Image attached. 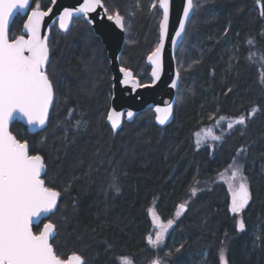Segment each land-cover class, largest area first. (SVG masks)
Here are the masks:
<instances>
[{
	"label": "trees",
	"instance_id": "trees-1",
	"mask_svg": "<svg viewBox=\"0 0 264 264\" xmlns=\"http://www.w3.org/2000/svg\"><path fill=\"white\" fill-rule=\"evenodd\" d=\"M101 1L108 15L118 13L123 21L120 65L140 83L149 82L145 58L158 43L157 0ZM50 2L31 5L45 10ZM254 2L193 0L175 54L173 118L163 126L147 107L113 131L106 122L111 73L100 38L81 15L66 32L54 23L45 67L54 92L47 123L30 133L13 121L9 130L27 141L29 154L42 156L45 185L60 194L57 207L33 230L54 225L51 244L61 259L76 253L85 264H119L123 255L133 264L158 257L161 264H220L221 248L227 264H264V0L261 11ZM24 19L13 17L10 39L21 34ZM250 38L256 52L250 53ZM241 115L246 123L228 130V121ZM209 128L222 139L207 137ZM241 151L250 199L238 218L230 211L229 190L212 178ZM151 207L161 220L173 218L159 248L147 241ZM240 220L244 230L237 228Z\"/></svg>",
	"mask_w": 264,
	"mask_h": 264
},
{
	"label": "snow or ice",
	"instance_id": "snow-or-ice-1",
	"mask_svg": "<svg viewBox=\"0 0 264 264\" xmlns=\"http://www.w3.org/2000/svg\"><path fill=\"white\" fill-rule=\"evenodd\" d=\"M55 2L56 0H53V3ZM99 3L100 0H85V3L77 9L64 8L59 16L60 28L67 29L74 11L86 14L94 10L93 5H99ZM27 4L28 0H0V264H85L80 255L73 254L64 260L56 254L50 243L55 231L52 223H45L39 234L33 233L31 228L33 222L38 221L44 214H50L57 207L60 194L53 188L46 187L45 181L41 179L44 171L42 157L39 154L29 155L27 141L21 143L8 130L9 122L17 114L26 120L28 126L45 125L49 106L54 99L53 87L44 68L49 58V49L46 39L42 40L39 33L40 19L47 13L36 9L28 16L24 25L27 39L24 35L17 36L11 41L8 38L9 18L13 10L18 7L25 8ZM193 6V0H186L183 18L172 38L173 44L183 32L185 20ZM159 7L163 10V19L160 21V44L148 57L153 63V77H158L160 71L159 57L167 32L169 0H159ZM261 15H264V12ZM109 19L113 17L110 16ZM114 19L117 24H121L122 18L118 13ZM251 43L250 40L249 44ZM25 52L28 55H25ZM121 71L131 75L125 69ZM124 82L127 83V81ZM172 86H176V81H173ZM171 110V104L164 108L157 107L155 109L157 121L164 124ZM256 110L253 108L247 113V117L250 118ZM132 115L133 113H128L129 117ZM108 119L115 130L120 123L119 119H114L111 112ZM223 120L225 117H220V121ZM217 123L219 124V121ZM245 123L246 117L241 115L237 119H230L227 129L231 130L234 126ZM205 132L212 140L222 139L221 136L214 135L211 128ZM196 136L197 146H199L202 142L201 133H197ZM229 167L233 169L232 180H239L238 187L232 193L230 211L240 213L249 203V188L246 178L240 174V166L229 165ZM113 179L116 178L113 177ZM112 187L119 191L115 183ZM196 192L197 189L193 187L192 195L195 196ZM185 207L186 202L178 205L177 217L181 215ZM149 213L154 227L159 230L156 231L155 239L149 235L147 241L150 245L157 246L163 241L173 220L165 224L153 210L150 209ZM237 228L245 229L242 220L237 222ZM219 259L220 264H227L223 249L220 251ZM121 262L132 264L127 257L121 258ZM153 264H159V262L153 261Z\"/></svg>",
	"mask_w": 264,
	"mask_h": 264
},
{
	"label": "water",
	"instance_id": "water-1",
	"mask_svg": "<svg viewBox=\"0 0 264 264\" xmlns=\"http://www.w3.org/2000/svg\"><path fill=\"white\" fill-rule=\"evenodd\" d=\"M185 2L186 0H169L167 32L164 37L163 48L161 49L160 57H159L160 71L158 77H153L152 75L153 63L148 59V57L156 50L157 46L160 44V21L163 19V10L159 7V0H157V8L161 11V18L158 25L159 39L156 47L145 58L146 64L150 67V71H149L150 81L146 83H140L138 78L133 74V71L131 69L125 68L121 66L119 63V57L121 54L122 45L124 43L125 31L123 27V21H121V24L116 23L114 19L116 14L108 15L101 0L99 5H93L94 10L89 11L86 14L76 11L73 12L72 18L81 15L87 22H89L90 27L93 30V33L100 38V41L106 51V56L109 62L110 73H111V82H112L109 107L106 114V122L112 130H113L112 122L108 119V115L110 112L113 114L114 119L118 118L120 121V123L118 124L115 130L120 128L124 119L126 121L132 120L137 113H139L140 111H142L147 107L152 108L154 113V121L156 124L163 126L168 124L172 120L173 109L177 94V87L179 83L175 54L179 44L183 40L185 29L193 9L190 11L188 18L185 20L184 30L181 33V35L176 38L175 44H173L172 38L175 36V33L179 28L181 18H183V9ZM84 3L85 0H56L55 3H53V0H51L48 8L43 10L40 8H33L31 5L32 0H28V4L25 8L18 7L13 10V13L9 18V25L16 14H20L24 16L25 19L22 23L21 34H19L18 36L24 35L25 39H27V34L24 29V25L28 20V16L32 13L33 10L36 9H38L41 12H46L47 15L43 16L40 19L39 33L41 39L42 40L46 39V42H48L50 29L54 25V23L57 24L58 30L62 32H66L71 25L72 18L68 22L67 29L60 28L59 16L63 12L64 8L77 9ZM49 9H51V11H49ZM110 16L113 17V19H109ZM8 33H9V28H8ZM15 38L13 39L9 38V40L11 41L14 40ZM25 55H28V53L25 52ZM46 64L44 65V68L46 67ZM121 69H125L131 75L130 76L126 75L125 71H121ZM124 81H127V83H125ZM173 81H176L175 87L172 86ZM53 96H54V92H53ZM52 103L49 106V112ZM168 104L172 105L171 114L168 120H166L164 124H160L156 119L157 113L155 112V109L157 107L164 108ZM129 112L133 113L131 117L128 116ZM13 121H20L24 126H26L27 131L30 133L38 131L43 126H45V125L28 126L26 120L17 114L9 122L8 130ZM29 155H37V154H29ZM45 169H46V165L44 163V171L41 174L42 180H43V175L45 173ZM47 216L48 214H44V216H42L38 221L33 222L31 228L34 234H39V232L43 230V225L45 223H50V222H44L39 232L37 233H35L33 230V227L39 225ZM52 238L50 239V243ZM73 254L76 253L69 254L67 258L64 260H67L68 257ZM153 261H158L159 264H161L160 260L158 259H153L146 264H153Z\"/></svg>",
	"mask_w": 264,
	"mask_h": 264
},
{
	"label": "rangeland",
	"instance_id": "rangeland-1",
	"mask_svg": "<svg viewBox=\"0 0 264 264\" xmlns=\"http://www.w3.org/2000/svg\"><path fill=\"white\" fill-rule=\"evenodd\" d=\"M254 4L256 5V6H258V7H261V3H260V0H255V2H254ZM36 6H38V5H36ZM260 36L264 39V24H263V27H262V31H261V34H260ZM252 37V36H251ZM250 40H251V44H249V49H250V53L251 52H256L257 51V49H258V47H256V44H255V42H254V40L252 39V38H250ZM249 40V41H250ZM261 68H264V62L262 63V66H260ZM261 78H262V80H261V82H262V84H263V87H264V74L261 76ZM85 85V84H84ZM242 157H243V152L241 151V152H239V153H237L236 154V156L231 160V162L226 166V167H224L221 171H219L217 174H215V176L212 178V182L214 181V182H221V183H223L225 186H226V188L229 190V192H230V194H231V197H232V193H233V191L235 190V188L236 187H238V185H239V180L237 179V180H235V181H233L232 180V168H230L229 167V165H239L240 166V174L243 176V177H245L244 175H243V173H242V171H241V165H242ZM246 178V177H245ZM246 182H247V179H246ZM201 185V183H199V184H196L194 187L197 189L199 186ZM203 185V184H202ZM151 210H153L155 213H156V211H155V209L153 208V207H151L150 208ZM150 214V213H149ZM157 214V213H156ZM236 215H237V217L239 218L240 217V213H235ZM158 216V215H157ZM159 217V216H158ZM150 218H151V223H152V228H151V232H150V234L149 235H151V237L153 238V239H155V236H156V231H158L159 229H157V228H155L154 227V225H153V221H152V216L150 215ZM160 218V217H159ZM161 220V219H160ZM170 220H173V218L172 219H170ZM169 220H166V221H163V220H161V222H163V223H165V224H167V222H168ZM166 234V233H165ZM148 235V236H149ZM164 237H165V235H164ZM164 240V239H163ZM162 243H163V241L159 244V245H157V246H153L154 248H159L161 245H162ZM155 251H157L156 249H154ZM220 251H221V248H220ZM123 257H127V258H129L130 260H131V258L129 257V256H127V255H123V256H117V261L119 262V264H122V262H121V258H123ZM153 259H158V260H160L161 258H153ZM152 259V260H153ZM132 261V260H131ZM132 264H133V262H132Z\"/></svg>",
	"mask_w": 264,
	"mask_h": 264
},
{
	"label": "flooded vegetation",
	"instance_id": "flooded-vegetation-1",
	"mask_svg": "<svg viewBox=\"0 0 264 264\" xmlns=\"http://www.w3.org/2000/svg\"><path fill=\"white\" fill-rule=\"evenodd\" d=\"M261 3V2H260ZM259 8V10L261 11V7H258Z\"/></svg>",
	"mask_w": 264,
	"mask_h": 264
},
{
	"label": "bare ground",
	"instance_id": "bare-ground-1",
	"mask_svg": "<svg viewBox=\"0 0 264 264\" xmlns=\"http://www.w3.org/2000/svg\"><path fill=\"white\" fill-rule=\"evenodd\" d=\"M159 39V38H158Z\"/></svg>",
	"mask_w": 264,
	"mask_h": 264
}]
</instances>
